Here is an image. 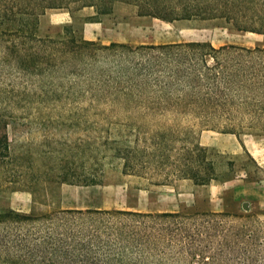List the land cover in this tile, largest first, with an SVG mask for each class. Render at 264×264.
I'll return each instance as SVG.
<instances>
[{
    "label": "trees",
    "instance_id": "1",
    "mask_svg": "<svg viewBox=\"0 0 264 264\" xmlns=\"http://www.w3.org/2000/svg\"><path fill=\"white\" fill-rule=\"evenodd\" d=\"M120 6L141 18L201 20L264 36V0H0V57L27 79L22 94L33 96L1 108L0 159L9 158L5 116L63 120L85 112L106 124L107 135L113 128L122 134L105 150L122 160L123 174L157 183L217 181L215 154L181 134H264V46H103L71 25L58 35L41 27L48 11L74 19L93 9L102 23ZM0 264H264V221L224 212L7 211L0 214Z\"/></svg>",
    "mask_w": 264,
    "mask_h": 264
},
{
    "label": "rangeland",
    "instance_id": "2",
    "mask_svg": "<svg viewBox=\"0 0 264 264\" xmlns=\"http://www.w3.org/2000/svg\"><path fill=\"white\" fill-rule=\"evenodd\" d=\"M94 16L93 9L76 14L74 19L66 11L52 10L42 19L41 27L44 32L58 35L65 26L71 25L72 29L85 40L87 37L94 39L97 37L92 42L103 46L125 44L136 48L185 42L209 43L216 48L264 46L263 35L238 32L201 20L166 23L150 17L141 18L135 16L134 10L125 6L118 7L115 14L103 17L102 23L96 18L93 20ZM86 26L88 30L92 29L87 35L83 32ZM94 28H97V31H94ZM93 32L95 34H92ZM0 58V116H2L4 112L1 108L6 104L24 102L33 96L22 94V88H28L25 85L27 79L22 75H16L10 64H6L5 58ZM33 84L35 86L37 82ZM3 119L10 123L7 130L9 154L3 153L9 158L0 159V200L12 192H27L41 213L105 210L162 214L166 213L163 212L165 208L172 206L174 202L173 198L165 197V194H169L170 191L176 194L178 190L187 193V185L181 181L188 179L173 178L167 183H157L154 178L123 174L122 160L105 150L107 141L122 140V134L113 128L109 132L112 135H107L106 124L96 123L97 121L85 112L64 113L63 120H59L55 114L40 116L22 113L12 117L5 116ZM202 131L209 130L200 128L186 130L181 134V138L199 144V135ZM212 132L207 134L212 137L222 136V133ZM244 136L264 138L263 133L255 130L239 134V137ZM3 137L4 131L0 127V141ZM209 149L215 154L218 181L233 178L239 170L233 157ZM180 154L183 155L184 151L179 150L172 155ZM87 178H94L96 184L66 182H85ZM163 186L170 188L163 191ZM192 212L198 211L181 208L176 213ZM239 215L244 217L255 215L260 221H264V214H253L249 210Z\"/></svg>",
    "mask_w": 264,
    "mask_h": 264
},
{
    "label": "crops",
    "instance_id": "3",
    "mask_svg": "<svg viewBox=\"0 0 264 264\" xmlns=\"http://www.w3.org/2000/svg\"><path fill=\"white\" fill-rule=\"evenodd\" d=\"M94 29V31H97V28ZM91 31L92 29L88 30L86 26L83 32L87 35ZM95 39L86 38L87 41ZM207 133L213 132L202 131L199 135V144L214 149L220 154L233 157V161L236 166H239V170L233 178L227 181L217 180L207 185H196L191 180L181 181V183L187 185V193L178 190L176 194H172L171 191L169 194H165V197L173 198L174 202L172 206L165 208L163 212L176 213L181 208H186L195 209L198 212H224L235 215L245 213L248 210L253 214H264V138L251 136L238 138L229 134L212 137ZM162 188L164 191L170 187L163 186ZM7 211L33 216L52 213H41L32 196L27 192H12L8 196L2 197L0 200V214Z\"/></svg>",
    "mask_w": 264,
    "mask_h": 264
}]
</instances>
